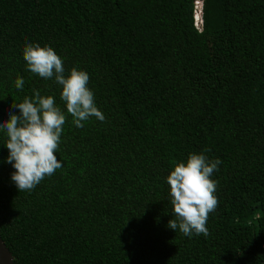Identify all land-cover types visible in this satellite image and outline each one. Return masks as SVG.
Returning <instances> with one entry per match:
<instances>
[{
    "label": "trees",
    "instance_id": "1",
    "mask_svg": "<svg viewBox=\"0 0 264 264\" xmlns=\"http://www.w3.org/2000/svg\"><path fill=\"white\" fill-rule=\"evenodd\" d=\"M0 0V123L33 90L66 117L62 167L19 191L0 130V236L15 264H264V0ZM89 74L105 121L76 127L55 78ZM17 77L25 81L22 90ZM206 149L210 151H205ZM192 153L220 159L209 234L185 236L167 177Z\"/></svg>",
    "mask_w": 264,
    "mask_h": 264
},
{
    "label": "clouds",
    "instance_id": "2",
    "mask_svg": "<svg viewBox=\"0 0 264 264\" xmlns=\"http://www.w3.org/2000/svg\"><path fill=\"white\" fill-rule=\"evenodd\" d=\"M194 17L199 28V20L195 14ZM23 56L32 73L46 79L54 77L62 86L61 99L76 127L83 128V122L93 116L105 121L104 114L95 104L94 93L88 87L90 77L86 71L73 67L66 77L63 60L51 46L27 43ZM24 83L22 77L15 80L18 90L23 89ZM33 92V97L25 96L22 102L12 105L20 110V115L10 111V119L0 123V130L8 138L5 144L10 153L7 163L16 169L11 179L19 191L33 190L46 176H52L63 166L56 152L66 117L53 96H41L38 90ZM221 163L218 158L209 160L203 153L190 154L186 163L173 162V170L167 177L175 216L169 221L171 229H179L189 237L209 234L207 219L218 206L214 195L216 182L210 177Z\"/></svg>",
    "mask_w": 264,
    "mask_h": 264
},
{
    "label": "water",
    "instance_id": "3",
    "mask_svg": "<svg viewBox=\"0 0 264 264\" xmlns=\"http://www.w3.org/2000/svg\"><path fill=\"white\" fill-rule=\"evenodd\" d=\"M0 264H15L14 257L0 236Z\"/></svg>",
    "mask_w": 264,
    "mask_h": 264
},
{
    "label": "built area",
    "instance_id": "4",
    "mask_svg": "<svg viewBox=\"0 0 264 264\" xmlns=\"http://www.w3.org/2000/svg\"><path fill=\"white\" fill-rule=\"evenodd\" d=\"M203 7L204 0H195V16L199 20V28L203 26Z\"/></svg>",
    "mask_w": 264,
    "mask_h": 264
}]
</instances>
